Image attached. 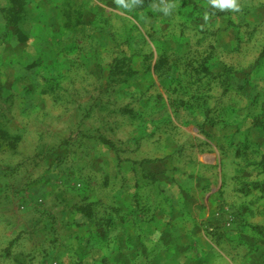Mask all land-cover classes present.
Masks as SVG:
<instances>
[{
    "label": "rangeland",
    "instance_id": "obj_1",
    "mask_svg": "<svg viewBox=\"0 0 264 264\" xmlns=\"http://www.w3.org/2000/svg\"><path fill=\"white\" fill-rule=\"evenodd\" d=\"M237 2L26 0L22 26L38 28L37 39L19 42L18 53L26 47L35 64L21 70L22 82L0 69V264H182L179 253L161 249L145 259L93 256L71 232L72 212L57 206L97 190L96 204L106 208L109 185L136 192L144 183L140 200L167 204L157 188L168 183L171 159L182 156L179 169L186 153L200 154L187 204L198 234L188 262L264 264V0ZM45 105L67 110L45 113ZM56 114L66 117L64 169L45 157L54 136L45 117ZM102 219L99 233L111 232ZM58 230L65 238L56 249Z\"/></svg>",
    "mask_w": 264,
    "mask_h": 264
},
{
    "label": "crops",
    "instance_id": "obj_2",
    "mask_svg": "<svg viewBox=\"0 0 264 264\" xmlns=\"http://www.w3.org/2000/svg\"><path fill=\"white\" fill-rule=\"evenodd\" d=\"M8 1L9 4L7 6L0 4V18L4 19L3 8H7L10 5V0ZM28 9L29 8L27 7V10ZM36 29L38 28L32 27L29 30L24 28V31L29 36V40H31L32 38L37 39V36H35V33L37 31ZM19 42L20 41L18 40L15 27L11 25L8 27L6 24V20L4 19L3 25L0 26V48H2L1 46H3V52L0 53V69H3L2 67L6 66L2 71L3 74H6V77L8 79L16 82H22L26 79L25 77H23V75L26 74L22 73L23 71L21 70H26L27 68L33 67L35 64L33 60H29L30 58H28L29 56L27 55L26 47L22 48V51H25L24 57H21L19 55ZM27 42H22V44H27ZM53 108L58 109V112L62 111V114L67 110L65 107L60 108L56 105L49 107L45 105V113H48L49 110H52ZM12 117H15L14 113L9 112V118ZM65 122L66 117L64 115L56 114L45 117V123L49 126L48 129L53 131L52 135H54L49 141L45 139V151L50 149L49 152L45 153V157L51 158V160L53 159V161H57V169L65 168V164H63V166L60 168L58 167L59 162L63 163L64 158H66V156H63V152L61 150L63 145L66 143L65 137L67 127L65 128ZM14 125H17V122H15ZM180 144H182V141H180L178 145ZM61 156L62 158L60 159ZM180 159L182 160V156L178 159H171L169 170L165 171V177L168 180V183L163 184L162 186H159L157 188L158 193L165 192V196L163 198L161 196V199H164L163 201L167 202V204H163L162 201L158 200L156 204H152V202L148 200L149 198L140 200V195L145 194L146 191L145 183L139 185V188L137 187L136 192L127 191L126 187H123V184L119 185L118 187H114L111 184L108 188H106L108 193L104 197V202H106L105 205H108V207L101 208V205L99 206L98 204H96L97 198H94V194L97 190L90 191L88 197L91 198H88L86 200V196H82L83 198L79 200V204L86 203L90 206L92 216H87L85 213L78 210H70V208L64 207L63 205L60 206L61 204L57 206V210L59 212H72L71 220L73 229L71 232L75 235L80 234L82 236V245L84 247V251H89L93 256H99L103 253H107V255H111V257L113 258L135 254V256L139 258L145 259L146 256L155 257V254L163 250H171L176 254L179 253L177 258L175 259L176 262L182 264H191V262L188 261L193 257V254H195L193 250L194 240L198 236V234H196L195 232V220L192 216L190 208L189 211L191 212V214H188L187 204L189 201V204H192V208L194 202V188L192 180L194 170L192 165L194 163V160L199 163L200 154H198V157L194 159L193 155L191 156L189 153H186V156L183 160L186 162V164L184 165L183 163H181L179 164L181 168L175 169V166L177 165L175 163ZM112 164H115L113 160ZM118 164L120 163L117 162L116 166H118ZM129 166L130 165L127 163V161L121 164V168L126 169V171L122 169L124 171L123 175H128L127 169L129 168ZM155 171L161 172L159 169L156 170V168ZM61 174L62 176H66L65 172H62ZM147 175H149L148 181L150 183L155 173L148 172ZM168 177H172V179H168ZM173 177L185 178V181L189 179V184H186L184 186L181 184H177L178 180H174ZM159 178L163 179L162 176H160ZM154 182L156 183V181ZM60 183H66V179L60 180L58 182H49L45 185V189L52 190L55 186L59 187L58 185ZM89 183H91L92 185L97 184L95 180L90 181ZM130 193H137L138 195H130ZM178 200L180 203H178ZM183 201L186 202V205L182 204ZM146 209H149L150 212L147 213L145 211ZM152 210H155L154 216H152ZM99 211H102V213H104L103 215L105 216V220L102 219L101 215H99ZM178 212L180 213V215L178 214ZM97 216H99L100 218H98ZM64 219L65 218L58 217L57 226H60V224L65 225L66 222L64 221ZM100 219H102L103 222H107L111 232H107L106 234L99 233L100 229L97 228L100 223L97 222ZM52 225L53 223H51L49 227L51 228ZM93 228H96V230L98 231L97 234L94 233V231L96 230H93ZM112 232H116V234H110ZM57 236H59V245L56 249H59L60 244H63L62 241L65 238V233L58 230ZM89 237L91 241L87 243L86 240L89 241ZM133 237H137L138 241H141L142 244L137 246H124V242L129 241V239ZM151 238L153 241L150 245L147 246L145 241H149L151 240ZM85 244L88 246L87 248ZM212 244V242L208 243L209 246H212ZM217 248L220 250V246H218ZM53 249H51L52 252ZM175 257L176 255L173 256V258Z\"/></svg>",
    "mask_w": 264,
    "mask_h": 264
},
{
    "label": "trees",
    "instance_id": "obj_3",
    "mask_svg": "<svg viewBox=\"0 0 264 264\" xmlns=\"http://www.w3.org/2000/svg\"><path fill=\"white\" fill-rule=\"evenodd\" d=\"M26 10V0H10V5L7 8H3L4 19L6 20V24L8 27L10 25L15 27L16 34L20 42H27L29 40V36L24 31V28L22 26V22L26 15ZM72 209L81 211L87 216H92L91 208L86 203H76L74 206H71L70 210ZM104 223L107 224L106 221H104Z\"/></svg>",
    "mask_w": 264,
    "mask_h": 264
},
{
    "label": "clouds",
    "instance_id": "obj_4",
    "mask_svg": "<svg viewBox=\"0 0 264 264\" xmlns=\"http://www.w3.org/2000/svg\"><path fill=\"white\" fill-rule=\"evenodd\" d=\"M118 2L123 3V0H118ZM213 5L219 6L220 8H233L238 9L239 4L237 0H212Z\"/></svg>",
    "mask_w": 264,
    "mask_h": 264
}]
</instances>
